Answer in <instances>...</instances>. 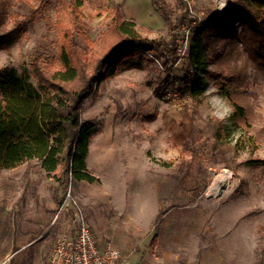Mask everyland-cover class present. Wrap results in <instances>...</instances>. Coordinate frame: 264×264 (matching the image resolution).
Here are the masks:
<instances>
[{
	"label": "rangeland",
	"instance_id": "1",
	"mask_svg": "<svg viewBox=\"0 0 264 264\" xmlns=\"http://www.w3.org/2000/svg\"><path fill=\"white\" fill-rule=\"evenodd\" d=\"M164 2L172 18L185 8L192 17L174 39L177 55L192 22L200 20L195 30L206 12L226 9V0ZM117 6L141 36L168 38L149 0H11L0 17V67L20 70L32 58L58 65L67 31L87 65ZM16 17L34 23L5 45ZM244 60L225 68L241 72ZM165 76L157 64H130L84 103L81 119L94 124L86 158L94 183H59L61 174L36 160L0 170V264H45L78 217L98 248L112 247L129 264H264V165L254 163L264 161V79L246 65L242 126L213 79L205 76L204 96L186 106L176 92L161 93ZM222 173L228 187L207 198Z\"/></svg>",
	"mask_w": 264,
	"mask_h": 264
},
{
	"label": "trees",
	"instance_id": "2",
	"mask_svg": "<svg viewBox=\"0 0 264 264\" xmlns=\"http://www.w3.org/2000/svg\"><path fill=\"white\" fill-rule=\"evenodd\" d=\"M168 29V38L147 39L132 21L121 15V7L112 16L108 30L99 38V50H91L86 65L81 60L72 32H65L58 65H39L32 58L29 67H0V170H13L36 160L40 169L61 174L59 183H94L86 158L94 124L81 119L84 103L98 94L100 82L116 76L128 65L136 68L157 64L166 74L161 90L176 92L188 103L204 96L205 76L213 79L218 92L232 108L238 125L245 126L244 109L238 99L246 93L243 71L246 65L254 77L264 79V0H226V9H211L188 40L182 68L176 63L174 39L192 17L172 18L164 0H149ZM183 5L182 2H180ZM11 0H0V17L8 13ZM34 18L16 17L5 45L13 34L25 32ZM244 56L241 72L227 67ZM215 71H209V66ZM245 84V85H244ZM184 106V107H186ZM220 132V130H218ZM217 137H219L217 132ZM255 165H264L257 160Z\"/></svg>",
	"mask_w": 264,
	"mask_h": 264
},
{
	"label": "built area",
	"instance_id": "3",
	"mask_svg": "<svg viewBox=\"0 0 264 264\" xmlns=\"http://www.w3.org/2000/svg\"><path fill=\"white\" fill-rule=\"evenodd\" d=\"M200 20L191 23L186 29L185 38L177 41L178 58L187 53L188 40ZM74 230L61 234L45 264H129L118 251L112 247L98 248L87 224L81 217L76 219Z\"/></svg>",
	"mask_w": 264,
	"mask_h": 264
},
{
	"label": "bare ground",
	"instance_id": "4",
	"mask_svg": "<svg viewBox=\"0 0 264 264\" xmlns=\"http://www.w3.org/2000/svg\"><path fill=\"white\" fill-rule=\"evenodd\" d=\"M230 177L227 173H222L220 176L212 180L211 185L208 187L206 197H218L222 194L223 190L229 185Z\"/></svg>",
	"mask_w": 264,
	"mask_h": 264
}]
</instances>
